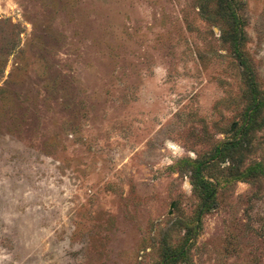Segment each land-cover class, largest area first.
Segmentation results:
<instances>
[{"label": "rangeland", "instance_id": "1", "mask_svg": "<svg viewBox=\"0 0 264 264\" xmlns=\"http://www.w3.org/2000/svg\"><path fill=\"white\" fill-rule=\"evenodd\" d=\"M237 25L264 95V0H0V264H264Z\"/></svg>", "mask_w": 264, "mask_h": 264}, {"label": "trees", "instance_id": "2", "mask_svg": "<svg viewBox=\"0 0 264 264\" xmlns=\"http://www.w3.org/2000/svg\"><path fill=\"white\" fill-rule=\"evenodd\" d=\"M241 34L242 30L239 29L238 25L234 27L233 31L231 32L234 47L237 50V55L240 59V64L244 67L246 74L252 81V88L250 90L251 99L244 112L242 123L234 128V134L231 138L224 140L220 146L215 148L214 157H221L223 161H231L233 160L234 156L239 155L236 160L240 168L238 170L239 172L236 174V177L237 179L246 180L255 176L258 168L262 165L259 162H255L241 168L245 152H247L251 145L250 136L259 127L258 119L261 107L264 104V95L255 86L252 64L247 60L246 57H244V54L241 51L244 38ZM195 183H197V187L203 193L205 201L206 199L208 200L211 194L210 191L212 189L210 182L203 180L201 177H197Z\"/></svg>", "mask_w": 264, "mask_h": 264}]
</instances>
